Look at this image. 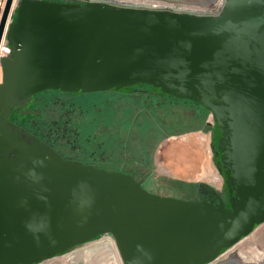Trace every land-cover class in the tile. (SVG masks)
Segmentation results:
<instances>
[{"label": "water", "instance_id": "95a60500", "mask_svg": "<svg viewBox=\"0 0 264 264\" xmlns=\"http://www.w3.org/2000/svg\"><path fill=\"white\" fill-rule=\"evenodd\" d=\"M170 1H4L0 264H37L103 233L122 264H244L254 252L234 246L264 222V0ZM139 82L209 111L230 207L206 182L214 196L162 195L65 158L10 118L46 88Z\"/></svg>", "mask_w": 264, "mask_h": 264}, {"label": "flooded vegetation", "instance_id": "af4514ba", "mask_svg": "<svg viewBox=\"0 0 264 264\" xmlns=\"http://www.w3.org/2000/svg\"><path fill=\"white\" fill-rule=\"evenodd\" d=\"M169 1L151 0L150 2L174 3ZM177 5L185 4L177 3ZM185 6L192 7V5ZM157 94L160 95V99L154 101L155 108L152 114L149 111V100ZM177 98L179 97L164 93L152 84L144 82L128 85L122 90L73 92L46 88L32 94L25 102L14 106L10 112V118L65 158L79 160L107 170L129 173L137 180L149 179L159 175L154 167L157 141H152L156 126L167 127L176 120L175 122L181 124L185 122L186 124H183L187 127L186 121L189 118L191 120L197 118L199 121L204 115L209 114V111L193 101L191 102L195 104L197 110L188 101H184L188 105H179L184 107L178 114H174L176 119L169 111L166 110L163 114L161 108H158L164 107L165 103L173 102L172 99L177 100ZM166 99L170 100L164 101ZM141 107L146 114L143 117L140 114ZM208 127L211 157L221 174L219 154L214 148L216 134L212 117ZM170 131L166 130L168 134L164 136L170 135ZM200 184L201 182L191 187L190 198L207 197L210 189ZM212 186L218 191L225 205L230 207L229 193L223 177L220 187ZM210 192L211 196H214L215 193ZM108 236H110L108 233L99 234L92 241ZM73 249L77 248L73 247ZM254 252L257 256L264 254L261 250H254ZM247 256L244 264H248L249 257L255 255L248 253ZM253 261L254 264H263L261 257L260 259L257 257L256 260L253 258Z\"/></svg>", "mask_w": 264, "mask_h": 264}, {"label": "crops", "instance_id": "0c3cea01", "mask_svg": "<svg viewBox=\"0 0 264 264\" xmlns=\"http://www.w3.org/2000/svg\"><path fill=\"white\" fill-rule=\"evenodd\" d=\"M210 121V114L204 115L200 123L189 118L183 130L157 140L154 167L158 177L191 187L199 182L220 187L222 176L211 157Z\"/></svg>", "mask_w": 264, "mask_h": 264}, {"label": "rangeland", "instance_id": "374dc122", "mask_svg": "<svg viewBox=\"0 0 264 264\" xmlns=\"http://www.w3.org/2000/svg\"><path fill=\"white\" fill-rule=\"evenodd\" d=\"M0 80H1V67H0ZM160 99V95L157 94L156 97L150 98V109L149 111L153 114L154 112V101ZM170 99H166L164 101H168ZM173 102L168 101L167 103L164 104V107H158L161 108L163 111V114H165L166 110L169 111V113L175 117L176 119V114L180 112L181 108L184 106H179V105H185L184 101H188L190 105H192L193 108H195V104L192 103L188 99L184 98H177V100L172 99ZM183 100V101H182ZM166 105V107H165ZM188 105V104H187ZM179 106V107H178ZM195 110H197L195 108ZM158 111V109H157ZM141 116L143 117L145 114V111L141 107ZM175 114V115H174ZM174 119V118H173ZM194 120H198L197 118ZM202 120V118L199 119V123ZM176 120H173L172 124H169L167 127L166 126H156V130L153 133V139L152 141H157L160 138H162L164 135L168 134V130H171V133H177L185 128L186 124L183 122L182 124L179 122H175ZM145 122V119H144ZM143 122V123H144ZM197 123V124H199ZM146 124V123H145ZM153 125V123H151ZM196 124V125H197ZM167 132H166V130ZM143 130V128H142ZM169 132V133H170ZM143 187L148 189L151 192L162 194V195H169V196H175V197H181V198H190L191 196V185L184 184L182 182L172 180L170 178H160L158 176H155L153 178L149 179H140L138 180ZM110 237V236H109ZM112 239V237H110ZM248 240L247 244H244L243 247H245L244 250H247L248 252H252L254 250H261L264 252V222L259 224L250 234H248L246 237H244L241 241L243 240ZM113 240V239H112ZM114 241V240H113ZM241 241H239L237 244H235L234 247H239L241 244ZM241 246V245H240ZM112 254L115 260H113L112 264H122L121 259L119 257V254L117 252V248L114 245L112 246ZM71 251L65 252L61 255H57L48 259H45L37 264H59V263H67V264H94V261H89L88 259L80 256V257H73L72 255H69ZM96 263V262H95Z\"/></svg>", "mask_w": 264, "mask_h": 264}, {"label": "bare ground", "instance_id": "6f19581e", "mask_svg": "<svg viewBox=\"0 0 264 264\" xmlns=\"http://www.w3.org/2000/svg\"><path fill=\"white\" fill-rule=\"evenodd\" d=\"M119 1H129V2H143V3H150L149 0H119ZM216 5H212V6H208V9H214ZM203 8V6H197V8ZM249 240V239H248ZM248 240H243L241 241V246L239 245V247L237 249L240 250H244L245 247H243L244 244H247ZM114 245V241L108 236L105 238H101L99 240L96 241H92L89 244H86L80 248H77L76 250L71 251V253L69 255H72L73 257H84L86 259H88L90 262L94 261V264H112L113 260H115V258L113 257L112 252V246ZM232 250H228L227 252H225L224 254H222L223 257H225L226 259L230 258L231 255H233ZM243 252V251H241ZM254 254V253H252ZM263 255V254H262ZM257 256L255 254V256H257L258 258L263 257V256ZM112 261V262H111ZM96 262V263H95ZM59 264H67V263H59Z\"/></svg>", "mask_w": 264, "mask_h": 264}, {"label": "built area", "instance_id": "2783aa9c", "mask_svg": "<svg viewBox=\"0 0 264 264\" xmlns=\"http://www.w3.org/2000/svg\"><path fill=\"white\" fill-rule=\"evenodd\" d=\"M4 1L5 0H0V15H1V11L4 5ZM216 7V6H215ZM7 52H9V46L7 44V41L5 40V38L3 37L0 41V55H4Z\"/></svg>", "mask_w": 264, "mask_h": 264}]
</instances>
